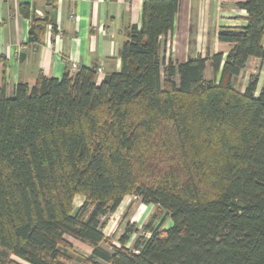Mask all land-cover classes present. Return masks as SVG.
Returning <instances> with one entry per match:
<instances>
[{"label": "trees", "instance_id": "obj_1", "mask_svg": "<svg viewBox=\"0 0 264 264\" xmlns=\"http://www.w3.org/2000/svg\"><path fill=\"white\" fill-rule=\"evenodd\" d=\"M237 1L247 25L218 33L226 56L165 63L179 0H144L119 72L0 87V264H73L67 238L92 249L80 264H264V88L256 96L258 74L234 86L264 60V0ZM20 13L30 42L56 32L29 5ZM131 195L163 218L131 248L128 224L107 250L106 220Z\"/></svg>", "mask_w": 264, "mask_h": 264}, {"label": "crops", "instance_id": "obj_2", "mask_svg": "<svg viewBox=\"0 0 264 264\" xmlns=\"http://www.w3.org/2000/svg\"><path fill=\"white\" fill-rule=\"evenodd\" d=\"M144 0H0V87L12 96L19 83L33 87L39 76L62 79L66 71L95 68L100 83L105 75L119 72L120 49L131 27L141 26ZM237 0H179L172 32L161 40L165 63H184L231 50L217 39L222 30L242 29L247 13L236 7ZM29 5L48 24L39 43L29 40L31 19L20 13ZM76 71L72 72V66ZM258 74L256 96L264 88V60L251 58L234 79L237 91L244 93L250 77ZM210 67L206 77L210 79ZM67 240L73 245L72 238ZM79 243V242H77ZM81 244V243H80ZM86 246V245H84ZM89 248V247H88ZM92 249L85 258L90 257ZM16 264H26L14 256ZM9 261V260H8ZM4 264H9L5 262Z\"/></svg>", "mask_w": 264, "mask_h": 264}, {"label": "rangeland", "instance_id": "obj_3", "mask_svg": "<svg viewBox=\"0 0 264 264\" xmlns=\"http://www.w3.org/2000/svg\"><path fill=\"white\" fill-rule=\"evenodd\" d=\"M211 76L212 74L209 75L210 79H212ZM83 202L84 199L82 197H77L74 202V207L76 209L80 208ZM162 218L161 211H159L157 207L142 204L140 199L134 195L127 196L120 209L106 220L108 224L104 233L109 242L103 245V247L109 250V243L119 246V239L124 234L126 226L132 224L138 227L139 233L132 236L131 242L128 244V247L131 248L133 242L136 241L138 237H146V239H148L150 236L149 232L144 230L145 225L150 223L153 227H156ZM168 225L169 223H166L164 228ZM73 248L74 258L76 260L73 264H80V258L87 254L89 248L77 242H74Z\"/></svg>", "mask_w": 264, "mask_h": 264}, {"label": "built area", "instance_id": "obj_4", "mask_svg": "<svg viewBox=\"0 0 264 264\" xmlns=\"http://www.w3.org/2000/svg\"><path fill=\"white\" fill-rule=\"evenodd\" d=\"M71 70H72V72H75V71H76V66L73 65L72 68H71ZM97 73H98V74H101L102 71H101V70H98Z\"/></svg>", "mask_w": 264, "mask_h": 264}]
</instances>
